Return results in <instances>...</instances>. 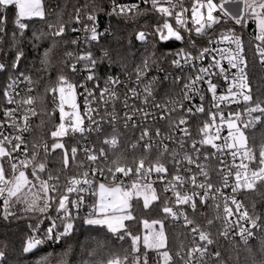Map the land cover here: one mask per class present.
Returning <instances> with one entry per match:
<instances>
[{
    "label": "snow or ice",
    "instance_id": "1",
    "mask_svg": "<svg viewBox=\"0 0 264 264\" xmlns=\"http://www.w3.org/2000/svg\"><path fill=\"white\" fill-rule=\"evenodd\" d=\"M227 4L235 5V10L225 7ZM10 7L15 8L11 19ZM149 13L156 17L152 30H140L135 35L144 47L141 61L134 68L135 79L133 73L128 74L127 81L110 76L98 97L85 89L88 106L82 116L76 104L77 85L60 75L53 86L44 90L46 94L51 93L59 111V123L50 133L53 142L49 145L33 141L29 146L25 134L33 131L31 118L38 115L37 105L43 106L45 97L30 94L36 82L29 69L22 68L28 59L23 45L27 43L32 49H38L39 42L51 36L55 47V38H67V29L60 22L59 11L57 23L49 22L51 12L46 10L43 0H0V74H8V83L0 93L6 102L0 119V220L7 222L25 217L33 220L28 226L30 233L23 243V253L35 254L46 243L57 244L70 237L77 220L82 219L83 224L104 229L119 241L130 240V250L124 256L113 254L105 264H148V250L157 253L158 264H173L165 231L166 221L171 220L182 222L191 238L186 252L176 254L184 264H225L220 251L211 250L215 243L211 233L190 217L189 209L195 216L200 206L211 207L216 213L214 219L207 220L209 228L216 220L220 221V234L225 238L239 237L248 251H251L249 241L256 238V232L264 233L262 217L250 214L236 196L241 190H256L258 183H264V143L257 151L249 145L246 135L247 129L264 120V100L253 97L243 40V30L254 24L255 52L264 65V0H191L190 8L184 6V0H136L127 4L112 0L108 14L135 18ZM36 21L43 22L47 31L44 28L33 30L32 24ZM73 22L81 27H73L72 33L83 32L84 36L82 40L77 36L71 43L88 47L79 53H67L74 61L71 70L76 72L77 65L83 63L89 72L86 79L93 81L97 79L95 72L101 61L111 56L110 51L101 46L105 32L99 30L94 9L76 8ZM225 25L230 27L225 28ZM174 42L183 46L167 48L157 56V45L167 47ZM149 43L151 52L146 47ZM97 47L101 48L99 57L92 50ZM49 55L50 49L44 51L41 63L45 67L49 65ZM169 57L175 72L161 66ZM129 83L132 86L129 87ZM165 84L168 87L164 88L163 96H169L170 89L177 86L181 92L178 97L161 103L157 99L158 89ZM22 85L27 87L22 89ZM223 85L226 89L220 92ZM118 86L127 88L122 101L123 117L116 111L120 100ZM22 90L24 95L20 94ZM209 94L216 111L208 113L209 121L199 129L201 138L193 139L189 119L205 112ZM88 97L105 107H91ZM197 97L199 103L195 102ZM109 104L111 112L107 108ZM232 104L245 107L242 112L230 111L225 117L222 106ZM85 118L89 121L87 126ZM121 119L125 129L142 128L137 143L143 142L144 155L134 159L132 164L124 163L122 155L115 152L119 142L116 125ZM149 122L153 125L164 122L169 131L164 134L156 128L152 136ZM106 127H111L112 134L106 132ZM225 128L227 135L222 136ZM91 133L103 135L104 146L98 150L95 145L82 149L71 147L70 151L65 146V137ZM132 147L135 149L137 144ZM153 147L158 149L159 155L146 165L147 154ZM57 150L62 153L63 167L53 175L48 159ZM81 150L87 162L86 170L62 183L61 176L69 169L70 161L85 167L84 161H77ZM226 157L231 158L230 163L226 162ZM213 158L219 162L216 170L219 186L212 182L209 171L208 162ZM251 164L256 167H250ZM101 178L109 183L98 182ZM125 178H131L130 182L125 183ZM157 181L163 184V193L170 195L162 198L158 194L154 187ZM225 190H230V194ZM89 195L96 197L91 205L87 203ZM133 201H142L144 209L156 202L160 204L163 218L144 220L142 237L128 228L127 222L135 219L131 211ZM84 207L88 211L81 217L80 210ZM45 221L47 224L42 227ZM259 239L260 250L264 251V236ZM70 252L69 247L60 253L55 264H69ZM53 260V253L49 252L36 264H53ZM0 264H7L3 250H0Z\"/></svg>",
    "mask_w": 264,
    "mask_h": 264
},
{
    "label": "trees",
    "instance_id": "2",
    "mask_svg": "<svg viewBox=\"0 0 264 264\" xmlns=\"http://www.w3.org/2000/svg\"><path fill=\"white\" fill-rule=\"evenodd\" d=\"M47 11L51 12L48 20L51 23H57L56 13L60 12V22L64 23L67 29L66 39L55 38V47L52 46L53 38L49 36L47 39L40 41L38 49H32L27 43L23 46L27 49L28 59L24 61L23 67L29 69L35 87V95H42L45 97L44 105H38V118L36 122V137L42 141L46 139L51 131L55 128L56 119L52 114V97L51 93H45V88L53 86L60 75H64L68 80L72 79V71L70 70L71 61L67 53L74 50L71 40L74 34L71 29L73 27H81L73 22L76 8H84L85 11L95 10L97 17H104L105 11L108 7V0H43ZM86 6V7H85ZM15 8L10 7L8 15L14 18ZM32 23V22H29ZM156 23L154 14L136 16L135 18L113 16L110 18L109 27L111 33H107L101 39V46L106 47L110 53L111 67L108 70L111 74L126 75L134 74V68L140 63L144 47L135 39L138 31H151L153 25ZM44 28L47 31L43 22L36 21L32 24V29L38 31ZM248 28H255V25L250 24ZM31 35V33H29ZM131 41V43H129ZM148 51H152V45L147 46ZM167 48H180L178 42L169 43L167 47L163 44L157 45V56L161 52L166 51ZM50 49L49 65L45 67L41 60L43 53ZM96 55L101 54V48H93ZM171 57L168 58L167 63L161 66L170 67ZM252 93L254 99L259 97L264 100V67L256 61L252 60ZM8 82V74H0V85ZM43 108V110H41ZM243 111V109H242ZM241 111V112H242ZM248 136V143L257 151L259 146L264 143V120L255 123L254 126L246 130ZM68 148V147H67ZM123 157V162L132 164L134 159H139L144 155L141 149L133 148L131 143H123L122 147L116 152ZM62 153L56 151L52 153L48 159V167L55 175L62 169ZM70 170L64 171L61 176V182L70 177ZM163 198L165 195L159 193ZM247 202L253 212V205L255 206V215H259L264 220V183H258L256 190H252L247 194ZM160 204H156L149 209H144L142 201H133L131 209L135 219L127 222L129 230L134 235H144L143 221L162 219L160 213ZM85 216V215H83ZM81 216V217H83ZM33 222L27 217L19 220H11L5 222L0 220V250L6 252L7 264H36V261L43 255L49 252L53 253V264L55 258L60 253H63L71 248L68 256L69 264H105L107 259L113 255L118 254L124 256L130 250V240L119 241L115 236H112L104 229L93 228L83 224L82 219L77 220L75 231L70 237L64 238L59 245L50 244L40 246L35 254H25L22 251L23 243L27 239L30 228L28 227ZM165 231L167 235V245L170 254L173 256V264H184L176 254L182 253L185 248L189 246V237L187 233L178 227L173 226L169 220L166 221ZM264 236V235H263ZM98 242L99 245L98 246ZM251 251H248L244 245L230 244L224 241L220 235L217 236L215 251H220L222 259L225 264H264V251L260 250V240L249 244ZM148 264H158L157 253L153 250H148Z\"/></svg>",
    "mask_w": 264,
    "mask_h": 264
},
{
    "label": "built area",
    "instance_id": "3",
    "mask_svg": "<svg viewBox=\"0 0 264 264\" xmlns=\"http://www.w3.org/2000/svg\"><path fill=\"white\" fill-rule=\"evenodd\" d=\"M117 3L119 4H127V3H132V2H136V0H116ZM184 6L185 7H189L191 6V0H184ZM143 7H148V5H143ZM112 10V0H108V7L105 11V16L104 17H97V23H98V27L100 31H104L105 35L107 33H111L110 27H109V23H110V18H112L115 15H109L108 13H110ZM124 17V16H123ZM230 27V25H225V28ZM237 31L239 32V26H237ZM74 34V38L75 39L77 36H79L81 38V40L83 39L84 33L83 32H79V33H73ZM254 34H255V28H245L243 30V40H244V48H245V55L248 61V73H249V84L250 86H252V60L253 58L256 59V61L259 62L257 56H256V52H255V41H254ZM139 42V41H138ZM179 46L182 47L183 45L178 42ZM85 47H88L87 45L84 44H80L79 46L77 45H73L74 50L72 51L73 53H79L80 51H82ZM93 50V49H92ZM94 52V51H93ZM95 56L99 57V55H96L94 53ZM74 63V61H71V64ZM260 63V62H259ZM71 64H70V70H71ZM261 64V63H260ZM262 65V64H261ZM111 67V62L107 59L101 61V63L99 64L98 70L95 72V76L97 77V79L93 80V81H88L86 78L89 75V72L87 70H85L84 64L81 63L79 65H77V71L73 72L72 70V79H70L69 81L75 85H77V98H78V103L80 105V109H81V113L82 116L85 113V109L88 105L85 104V98L87 97V92L85 91V89H88L89 91H92L94 93L95 97L99 96V92L100 89L105 87V81L108 79V77H119V79L121 81H127V77L128 74L126 75H121V74H111L108 72V70ZM163 67V66H162ZM262 67H264V65H262ZM166 69H168L169 71L175 72V70L172 68V66L170 67H164ZM155 74V73H153ZM162 76V74H159ZM133 80L135 79V76L133 74ZM8 82H6L3 85H0V93H2L3 89L5 88L6 84ZM132 86L131 83H129V87ZM27 86L26 85H22L21 88L25 89ZM168 85L165 84L164 86H162L160 89H158V94H157V99L163 103L165 100H168L170 98H176L179 96L181 89L179 86H177L174 89H170V94L169 96H163L162 93L164 91V88H167ZM226 89V85H223L220 88V92H224ZM252 89V88H251ZM118 93L120 94V100L117 101L116 103V111L118 113V115L120 117H123V113H124V106H123V97L125 95V93L127 92V88L124 86H118L117 88ZM21 95H24L25 92L22 90ZM31 95H35V87L33 85V90L30 93ZM52 97V95H51ZM89 101H90V106L93 108L99 107L101 109H103L105 107V105H103L102 103H98L97 100L93 99L92 97H88ZM52 101V114L56 119V125L59 123V111L58 108L56 107V104L53 103V98L51 99ZM196 103H199V98H196ZM6 102L3 99L2 95H0V119H2V111L4 109ZM205 112L204 113H198L195 116L190 117L189 119V129L191 131L192 134V138L193 139H200V133H199V129L203 126V124L206 121H209V112H215L216 109L212 107V102H211V96L210 94L206 97V101H205ZM223 107V112L225 117L228 116L230 111H242V109H244V105L243 104H232V105H228V106H222ZM108 111L111 112V104H109L107 106ZM66 111H70V109L66 108ZM37 112H38V105H37ZM37 118L38 115L36 117H32L31 118V125H32V129L33 131L30 133L25 134V139L27 141H29V146L31 145V142L36 141V142H46L49 145H51V143L53 142L51 135H49L46 139L40 141L37 139L36 137V122H37ZM85 125L87 126L89 121L87 120V118H85L84 121ZM217 123H219V120H217ZM117 128L119 131V142H118V146L115 149V152H117L123 145V143H131L133 144H137V149H141L143 150V142H138L142 128H136V129H125L123 127V120L121 119L118 123H117ZM156 128H160L162 130V132L164 134H167V132L169 131L168 126L164 123L161 122L159 124H151V122H149V132L150 135L155 136V132H156ZM54 130V129H53ZM106 132L108 134H112V129L111 127H106ZM177 135H179V133H177ZM222 136L227 135V129L225 128L222 132H221ZM104 136L103 135H97L96 133H91V134H84L83 136H81L80 134H76L70 137H65L64 138V142H65V146L68 147L69 151L71 149V147H78V149H82L83 147L87 146V147H91L93 145H95V148L98 150L100 147L104 146L103 145V140H104ZM169 143V147L172 146L171 142H167ZM188 143H190V141H188ZM106 147V146H105ZM107 150V148H106ZM59 152H61L60 150H57ZM208 151H212L211 149H208ZM148 155V160H146V165L150 162H154L155 159L157 158V156L159 155V151L156 147H153L151 152L147 154ZM41 156H43V153L41 152ZM109 156L110 158L112 157V151L109 150ZM77 161H84L85 162V167H78L77 163H71L70 161V167L69 169L65 170L68 171L71 168L70 173V177L72 176H76L79 175L81 172H83L84 170H86L87 167V162L85 160L83 151H78L77 153ZM231 158L230 157H226V162L230 163ZM209 171H210V175L212 178V182L219 186L220 185V179L216 174V170L219 167V162L216 159H211L209 162ZM250 167L255 168L256 164H251ZM28 171H31L30 169ZM131 178H125V183H129ZM153 179H155V176H153ZM98 182H104V183H109L108 180H104L103 178H101L100 181ZM258 185V184H257ZM159 192H162L163 189V184H161L159 181H157L156 185H154ZM187 187H191L190 185ZM252 190H241L240 192H238L236 194L237 199L240 200L244 207L249 211L250 214H254L252 212V210L250 209L248 202H247V194L250 193ZM226 194H230V190H225ZM164 194V193H163ZM164 195H170V194H164ZM96 197L89 195L88 197V205H91L93 202H95ZM209 204H211V201H209ZM88 211L87 207H84L80 210V216L86 215ZM189 214L191 218H194L196 223L200 224L205 231H209L211 233L212 239L214 240V245L212 246V251H215V246H216V242H217V236L220 235V237L230 243V244H236V245H243V243L239 240V237H236L235 239L230 238H225L223 237L220 232L222 229V225L220 223V221L216 220L215 223L209 228L207 226V220L208 219H214L216 213L214 212V210L211 207H207V206H200L198 209V214H196L195 216H192L191 210L189 209ZM255 215V214H254ZM3 221V220H2ZM170 223L178 228L183 229L188 237H189V246H191V238L190 235L188 233V230L185 229L182 226V222H173L171 220H169ZM6 222V221H5ZM9 222V221H7ZM47 221H45V224L42 225V227L46 226ZM264 235V233H260V232H256V238H253L249 241V244H252L254 242L259 241L260 237H262ZM52 243H46L44 245H50ZM42 245V246H44ZM54 245V244H53ZM187 247V248H188ZM187 248L184 249L183 252H186ZM183 252L181 254H183ZM209 264H211V262H209Z\"/></svg>",
    "mask_w": 264,
    "mask_h": 264
},
{
    "label": "rangeland",
    "instance_id": "4",
    "mask_svg": "<svg viewBox=\"0 0 264 264\" xmlns=\"http://www.w3.org/2000/svg\"><path fill=\"white\" fill-rule=\"evenodd\" d=\"M225 7H227V8H229L230 10H235V5H233V4H227V5H225ZM252 25H254V24H252ZM77 89V88H76ZM76 104H77V106H78V108H79V111H80V113H81V109H80V105H79V103H78V98H77V92H76ZM81 115H82V113H81ZM29 173H30V171H29ZM31 178V177H30ZM155 187V186H154ZM157 192H158V194L160 193L159 192V190L157 189ZM144 231H145V229H144ZM145 234V233H144Z\"/></svg>",
    "mask_w": 264,
    "mask_h": 264
},
{
    "label": "water",
    "instance_id": "5",
    "mask_svg": "<svg viewBox=\"0 0 264 264\" xmlns=\"http://www.w3.org/2000/svg\"><path fill=\"white\" fill-rule=\"evenodd\" d=\"M61 243V241L59 243H57V245H59Z\"/></svg>",
    "mask_w": 264,
    "mask_h": 264
}]
</instances>
